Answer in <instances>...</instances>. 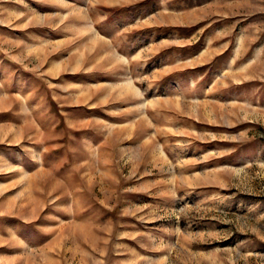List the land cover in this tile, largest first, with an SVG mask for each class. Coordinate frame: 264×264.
Here are the masks:
<instances>
[{"label":"rangeland","instance_id":"obj_1","mask_svg":"<svg viewBox=\"0 0 264 264\" xmlns=\"http://www.w3.org/2000/svg\"><path fill=\"white\" fill-rule=\"evenodd\" d=\"M0 264H264V0H0Z\"/></svg>","mask_w":264,"mask_h":264}]
</instances>
